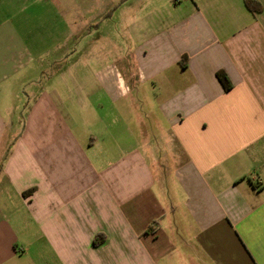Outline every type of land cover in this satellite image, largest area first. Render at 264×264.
Masks as SVG:
<instances>
[{"label":"crops","instance_id":"1","mask_svg":"<svg viewBox=\"0 0 264 264\" xmlns=\"http://www.w3.org/2000/svg\"><path fill=\"white\" fill-rule=\"evenodd\" d=\"M121 1L70 78V0H0V264H264V0Z\"/></svg>","mask_w":264,"mask_h":264},{"label":"rangeland","instance_id":"2","mask_svg":"<svg viewBox=\"0 0 264 264\" xmlns=\"http://www.w3.org/2000/svg\"><path fill=\"white\" fill-rule=\"evenodd\" d=\"M98 1L99 0H97V2ZM116 1L117 0H106V5H109V8H111L116 4ZM162 1L164 0H161V2ZM70 2L71 7L69 10H67L66 5L60 2L57 3L52 16L53 20L51 18L49 21V25H52L56 29L54 37L55 42L60 37L57 28L62 24V16L59 15L58 11H65L66 15L69 13L66 18H70L72 21L69 26L72 32L77 29V26L81 22H87L86 25L88 27L86 26L83 31H80L76 36L71 35L68 43L70 52L67 56L63 57V59H58L61 60V62H56V64H70L69 66L71 69L68 70V76L70 75V78L73 75H77L79 66L82 64L86 65V67H91L94 74L101 68L114 66L116 60L111 51L112 38L120 42L124 41V44L127 43L122 36L119 35V19L121 16H126L128 13L127 11H134L137 8L134 9L132 3L126 2L123 6V11L110 9L107 14H104L106 12L104 11L106 7L105 2H101V5L96 6L93 0H87L88 3L86 8L89 13L85 15L82 14V17L79 18L76 15L78 11V0H70ZM65 26L67 27L66 24Z\"/></svg>","mask_w":264,"mask_h":264},{"label":"trees","instance_id":"3","mask_svg":"<svg viewBox=\"0 0 264 264\" xmlns=\"http://www.w3.org/2000/svg\"><path fill=\"white\" fill-rule=\"evenodd\" d=\"M122 2H124V0H122L120 2V4ZM246 5L248 6V8H250L252 10H258L261 7L260 4H257L255 1H252V0H246ZM118 6L119 5L115 6L114 9H117ZM218 76H219L222 84L224 85L225 89L229 90L232 87V84H231V81L229 80L228 76L224 72H221V71L218 73ZM33 191H34V189H30L29 191L26 192V194L32 193Z\"/></svg>","mask_w":264,"mask_h":264}]
</instances>
